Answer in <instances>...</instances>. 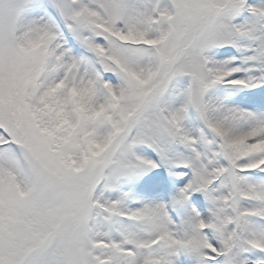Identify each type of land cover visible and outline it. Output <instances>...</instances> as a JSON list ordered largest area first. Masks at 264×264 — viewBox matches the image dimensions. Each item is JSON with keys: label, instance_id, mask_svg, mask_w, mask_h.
<instances>
[{"label": "snow or ice", "instance_id": "snow-or-ice-1", "mask_svg": "<svg viewBox=\"0 0 264 264\" xmlns=\"http://www.w3.org/2000/svg\"><path fill=\"white\" fill-rule=\"evenodd\" d=\"M0 264H264V0H0Z\"/></svg>", "mask_w": 264, "mask_h": 264}]
</instances>
